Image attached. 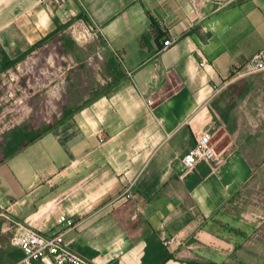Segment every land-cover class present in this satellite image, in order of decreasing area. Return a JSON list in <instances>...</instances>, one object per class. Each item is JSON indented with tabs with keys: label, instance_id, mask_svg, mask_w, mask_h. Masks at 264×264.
<instances>
[{
	"label": "crops",
	"instance_id": "crops-1",
	"mask_svg": "<svg viewBox=\"0 0 264 264\" xmlns=\"http://www.w3.org/2000/svg\"><path fill=\"white\" fill-rule=\"evenodd\" d=\"M68 1L73 20L96 27L113 81L0 163V251L19 250L11 237L24 227L62 233L95 264H142L152 233L171 241L164 264L227 260L231 251L218 248L219 216L252 165L237 147L188 172L180 159L193 145L192 129L222 131L212 103L230 75L264 50V0ZM13 9L3 0L0 49L10 60L33 48L28 20L14 24ZM36 10L37 46L58 44L84 63L85 35L70 34L62 21L49 26L45 7ZM150 19L174 41L169 48L160 51L153 37L141 45ZM59 216L72 224H58Z\"/></svg>",
	"mask_w": 264,
	"mask_h": 264
},
{
	"label": "rangeland",
	"instance_id": "rangeland-1",
	"mask_svg": "<svg viewBox=\"0 0 264 264\" xmlns=\"http://www.w3.org/2000/svg\"><path fill=\"white\" fill-rule=\"evenodd\" d=\"M12 1L14 24L20 26L28 20L33 48L13 69L0 73V150L13 131L41 132L58 123L67 111L82 105L90 96L108 89L113 81L108 79L111 69L102 65L104 50L96 48L99 45L94 34L96 29L86 19H72L75 12L68 11L69 1ZM38 4L52 16L49 26H53V20L62 21L61 27L70 34L77 36L82 32L85 35L81 44L86 52L84 63L76 64L58 44L46 48L37 46L34 32ZM2 5L3 0H0V7ZM235 77L223 85L216 96L219 107L228 113L231 132L222 124V131L212 135L211 144L217 152L225 150L223 154L237 147L253 170L249 181L220 213L219 227L224 242L218 248L224 251L228 247L227 251L231 252L227 260L219 264H264V69L241 68Z\"/></svg>",
	"mask_w": 264,
	"mask_h": 264
},
{
	"label": "built area",
	"instance_id": "built-area-1",
	"mask_svg": "<svg viewBox=\"0 0 264 264\" xmlns=\"http://www.w3.org/2000/svg\"><path fill=\"white\" fill-rule=\"evenodd\" d=\"M94 28L96 29L95 26ZM91 29L93 28L91 27ZM173 43L172 39L166 38L159 50H165ZM246 67L255 70L264 69V50L254 53L248 59ZM153 104L154 101L151 98L146 99L148 107ZM192 135L193 145L180 159L186 172L194 170L200 161L212 162L220 159L211 144L213 134L210 129H192ZM57 222L68 226L72 224V221L65 216H59ZM170 243V240L164 241L163 245L169 247ZM11 244L22 251L21 264H31L32 261H38L42 264H95L72 251L65 243L62 233L46 235L23 227L12 235Z\"/></svg>",
	"mask_w": 264,
	"mask_h": 264
},
{
	"label": "trees",
	"instance_id": "trees-1",
	"mask_svg": "<svg viewBox=\"0 0 264 264\" xmlns=\"http://www.w3.org/2000/svg\"><path fill=\"white\" fill-rule=\"evenodd\" d=\"M150 20V32L149 34L142 36L141 45L148 47L149 38L153 37L157 48L160 49L161 44L159 43V40H163L166 37V34L159 28V25L153 19ZM28 52H25L17 58L10 60L5 52L0 49V73L13 69L21 60L24 59ZM233 77H235L234 73L230 75V79ZM217 101L218 99L216 98L212 103V109L216 112L218 118L222 121L224 126H226L227 130L231 132L228 126V113H226L219 107ZM48 128L38 133L21 129H17L10 133V137H8V139L3 143V147L0 150V163H2V161H4L6 158L25 148L28 144L34 142L45 131H47ZM145 242L146 245L144 255L142 257V264H164L167 260L169 261L170 259H172V255L170 254V252L166 250L163 243L158 240L157 236L154 233L148 236ZM22 258L23 253L20 249L14 250V252L10 254L0 251V262L2 261V259H5L10 261L9 264H14L20 261ZM31 264L41 263L38 261H32Z\"/></svg>",
	"mask_w": 264,
	"mask_h": 264
}]
</instances>
